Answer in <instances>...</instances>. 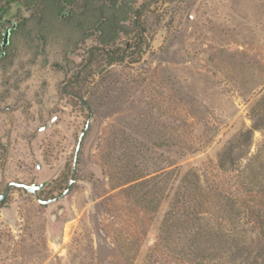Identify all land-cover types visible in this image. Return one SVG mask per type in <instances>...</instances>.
Segmentation results:
<instances>
[{
    "label": "rangeland",
    "instance_id": "obj_1",
    "mask_svg": "<svg viewBox=\"0 0 264 264\" xmlns=\"http://www.w3.org/2000/svg\"><path fill=\"white\" fill-rule=\"evenodd\" d=\"M1 3L0 264H264V0Z\"/></svg>",
    "mask_w": 264,
    "mask_h": 264
},
{
    "label": "trees",
    "instance_id": "obj_2",
    "mask_svg": "<svg viewBox=\"0 0 264 264\" xmlns=\"http://www.w3.org/2000/svg\"><path fill=\"white\" fill-rule=\"evenodd\" d=\"M15 2H20L21 0H11ZM29 2H34L35 9L37 11H42L43 8H45V3L48 1H52L59 9V17L61 20H69L71 18L75 19L74 17H77L78 14H86L88 11L92 13L91 7L94 6V11L92 17L94 20L91 22L95 25H97V30L102 32V29L99 28L100 26L107 25L108 26V20L107 13L110 10L114 12L115 6L117 5L118 0H26ZM81 12V13H79ZM90 14V13H89ZM90 16V15H88ZM78 20V19H76ZM109 27H112L109 25ZM115 28V27H112ZM117 33V32H116ZM116 56V55H115ZM113 56L111 60H115L117 57ZM89 104V103H88ZM234 151V148L230 149L228 148L223 152L222 158H220V167L226 168L228 164L232 163V153ZM256 201L254 198H251V202ZM257 203V202H255ZM261 203V201H260Z\"/></svg>",
    "mask_w": 264,
    "mask_h": 264
},
{
    "label": "water",
    "instance_id": "obj_3",
    "mask_svg": "<svg viewBox=\"0 0 264 264\" xmlns=\"http://www.w3.org/2000/svg\"><path fill=\"white\" fill-rule=\"evenodd\" d=\"M81 103L89 111L91 110L90 105L88 104V102L84 98H81ZM88 127H89V122L87 123L84 131H82V133L79 136L78 143H77V146H76V151H75L74 164H73V172H72V175H71V178H70L69 185H68V187L66 188V190L64 191L63 194L59 195L58 197L51 198V199H43V198L40 197L39 191L44 187L45 183H41V184H37V183L28 184V183H23V182H20V181H11L6 186L5 191L2 192V193H0V201H3L8 196L9 191L11 190V188L13 186L22 187L26 191L33 193L37 197V199L39 200V202L40 203H43V204H47V203H50L52 201H55V200H57L59 198L64 197L70 191V189H71V187H72V185H73V183L75 181V177H76V173H77V166H78L79 157H80V153H81V149H82V143H83V140H84V137H85V134H86V131H87Z\"/></svg>",
    "mask_w": 264,
    "mask_h": 264
},
{
    "label": "flooded vegetation",
    "instance_id": "obj_4",
    "mask_svg": "<svg viewBox=\"0 0 264 264\" xmlns=\"http://www.w3.org/2000/svg\"><path fill=\"white\" fill-rule=\"evenodd\" d=\"M18 27V20L8 13L0 0V68L17 53L15 35Z\"/></svg>",
    "mask_w": 264,
    "mask_h": 264
}]
</instances>
